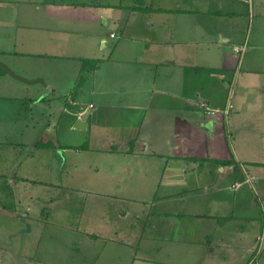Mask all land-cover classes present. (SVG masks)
Here are the masks:
<instances>
[{
	"label": "crops",
	"instance_id": "obj_1",
	"mask_svg": "<svg viewBox=\"0 0 264 264\" xmlns=\"http://www.w3.org/2000/svg\"><path fill=\"white\" fill-rule=\"evenodd\" d=\"M139 2L0 0V62L28 79L0 66V125L7 124L8 103L23 101L22 115L27 107L31 113L24 118L27 130L40 125L42 130L19 143L27 153L44 148L59 156L63 162L57 169L81 203L79 215L66 210L54 217L60 206H50L51 237L54 228L69 234L72 264L76 258L77 264H264L256 217L243 225L246 217L234 213L244 209L235 205L242 200V185L264 180V0ZM242 2L247 12L241 11ZM135 12L145 13L153 30L158 19L167 27L155 42L160 47L148 50L146 62L138 57L134 71L125 69L132 63L127 51L112 56L119 44L107 57L100 50L106 37H117L114 31L106 35L104 26L123 30ZM234 47L243 51L235 53ZM91 59L98 60L95 69L86 67ZM63 61L78 68L74 75L70 71L67 88L60 75L69 72L58 69ZM108 64L116 78L123 75L120 81L128 82L119 93L101 94L118 109L113 117L107 104L91 110V102H82L83 84L76 86L81 78L94 81ZM192 70L190 81L196 76L199 82L189 89L186 75ZM90 94H95L93 86ZM61 129L66 131L63 143ZM75 131L93 137L77 141ZM38 134L41 143H50L33 146ZM219 159L231 162L221 165L215 162ZM0 176L5 181L0 198L7 201L10 167ZM13 178L14 185L27 180L14 172ZM232 189L237 195H230ZM29 206L22 218L30 228L22 236L34 226L27 219ZM260 212L263 220L264 206ZM258 240L262 246L252 254ZM26 264L50 263L32 256Z\"/></svg>",
	"mask_w": 264,
	"mask_h": 264
},
{
	"label": "rangeland",
	"instance_id": "obj_2",
	"mask_svg": "<svg viewBox=\"0 0 264 264\" xmlns=\"http://www.w3.org/2000/svg\"><path fill=\"white\" fill-rule=\"evenodd\" d=\"M137 1L139 5H142L139 2V0ZM233 6L235 5L233 4ZM246 6H247L246 3L242 2L241 11L247 12ZM145 19H149L145 15V13L135 12L134 17H131L128 20L126 27L123 30L120 29V27L115 26L113 24L104 26V31L106 35H108L110 31H114V33L117 34V37L115 38L106 37L107 45L105 48L100 50L103 52V55L107 57L109 54H111V51L115 47V45L119 44V47L114 50L112 56L118 58L119 57L118 54L120 52L119 50L123 51L124 49L125 51H127L128 58L130 59V61H132V63L129 64V66L128 65L125 66L126 70L127 67H130L131 70L135 71L136 68L135 61L138 59V57L140 58L141 62L148 61L149 55L151 54L150 53L151 51L148 50H154L160 47V44L155 42L162 40L163 38L162 33L164 28L167 27V24L165 25V21L159 22L158 19L157 22H155V26L153 30V28H150L148 25H146ZM150 41H154V43H151ZM152 59H156V57ZM91 60L88 61L90 62V64H87L86 66L87 69H90L92 67L93 63H91ZM63 62L64 63H61L62 65L58 69L61 72L65 70L69 72V74L67 75H65V72L60 75L61 79L65 77L64 78L65 81H63V84L64 82H66L64 84V87L67 88L68 81H70V71L73 70L71 75L72 74L74 75L75 70H77L78 68L75 67L72 63L69 64V61L67 62L63 61ZM86 67H81V68L85 69ZM113 70H114L113 66L109 64L104 65L102 70H100L101 72L98 73V76H96V79L94 81L91 82L88 79L85 80L84 78L83 79L81 78L78 79L76 84L77 87L78 85L80 86L83 84L82 88L83 89L85 88L84 91L85 94L82 97V102H84L85 104L91 102L94 105V108H92L91 110L95 109V111L96 108L100 106L101 103L107 104L108 106L107 109L109 108L107 112L109 113L110 117H113V115L115 116V113L118 109L110 108L111 104H114V102H111L112 100L104 99V97H102L101 94L107 93L112 90L119 93V90L125 87L124 86L125 84L128 85V82H125L124 84L120 81V78L123 75H119L120 77L118 76V78H116L115 76H117L118 74L117 75L113 74ZM193 71L195 70L188 72L186 75L187 78L186 86H188L189 89L192 86L195 87V85H197L199 82L198 77L196 76H193L194 80L192 79L190 81L191 74L192 75L194 74L192 73ZM202 72L203 71L200 70L198 74L201 75V80L206 79V84L208 86L209 79L207 75H205L204 72L203 73ZM19 77L25 81H28V79L22 76ZM61 79L58 81H61ZM150 85L148 86L145 84L144 86L145 87L148 86L147 88H149ZM92 86L95 91L94 95L90 94V90ZM222 86L221 84H219L218 89L224 91ZM207 91L213 92L214 89L209 88L207 89ZM18 102L19 100L13 103L10 101L8 103L9 115L7 117L8 120H6L7 124L0 125V173L5 175L8 167H10V172H12V177H9V182H10L8 188L9 197L7 201L0 198V200L4 201L3 203L0 202V264H26L27 259L31 258L32 256H35V258L39 257L41 259L42 257L47 258L50 264H53L54 261H57V263L59 264H72L70 257L68 258L69 250H70V246L68 245L69 234L64 233V231L61 230L63 228H60V230L54 228L56 234H54V237H51L52 226L49 225L50 219L48 218V211L50 209V206L53 207L60 206V211L58 208L54 210L55 211L53 215L54 217L55 214H57L58 212H64L66 210H68V213L70 214L73 213L72 211H74V215L77 214L79 215L78 209L80 208L81 203L80 201H75V196L70 194L71 188H68L69 187L68 185H72V184H70V181L67 180V178H65V176L62 174V171L59 172L57 169V166H60L61 168L62 166L61 163L63 162V160L60 161L61 158L59 156L51 154L53 153L51 152V150L38 148L44 146H36V142L42 141L39 134L37 136L38 138L35 140L33 144V146H36L38 149H34L32 153H27L28 148L23 149V145L19 143V142H23L25 139H28L29 137H33V135H35L36 133H40V131L42 130L41 129L42 125H40V129L38 126H36L35 129L30 128L27 130L26 128L27 122L26 123L24 122V118L27 117L28 119H30L31 113L28 111L29 108L27 107L25 109L24 115H22L24 104L23 101H20V103ZM0 104L2 103L0 102ZM203 104L200 103L199 105L201 107H205V104L204 105ZM20 109L22 111L21 114L15 115L17 111L18 112L20 111ZM134 117L135 119L133 120V122L136 119H138L139 116H137L136 114V116H132V118ZM16 118H17V122H15ZM36 119L39 118L36 117ZM102 119L105 120L107 119V117H105V119L104 118ZM37 122H40V120H38ZM58 133L61 143L65 142L66 131L61 129L58 131ZM75 134L77 141H79L80 139L83 141H88L90 138L93 137L92 133H86V131L83 132L75 131ZM96 139L99 140V138ZM96 139H93L94 141H92L94 144H96L95 142ZM43 142L50 143L49 141H43ZM47 145L48 144H46L45 146ZM79 147L80 149H84L82 144L79 145ZM23 155L24 157L22 158L21 162L16 165L17 161ZM51 156H53L54 158H51ZM252 159H254V157ZM210 167L213 168V165H211ZM219 168H221V166ZM13 172L18 176L26 177L27 180H25L24 183L23 181H19L17 185H14L12 181H15L16 178H13ZM52 173H55V178L51 180ZM0 182H5V181L4 179H0ZM76 182H81V180L79 179L75 180V182L73 183ZM51 183H58L59 186L52 185ZM260 184L262 185L261 186L262 188L260 187ZM235 190L236 189L230 190L229 191L230 195L234 194L236 192ZM239 191H241L242 193L241 195L242 200L236 201L235 205L243 206L244 209L242 210L241 215L237 210L234 213L239 216L246 217V218H242L239 224L245 225L247 224V222H245L247 218L252 220L255 219L256 217L257 223L255 224L254 222L252 223L255 225L254 230L257 231L259 235L262 233L264 237V217L262 220L261 217L263 216V214L262 212H260L262 206H264V180L263 181L253 180L250 183H245L242 185ZM23 192L28 193L27 198L23 196ZM235 195H237V193H235ZM10 198L12 199L10 200ZM26 204H30L29 206L30 212L29 215L27 216L28 217L27 219L29 222H32L34 226L31 228L30 232L22 236L20 234V231L24 224L21 218L25 214ZM65 213L63 217L66 216ZM71 219H72L71 217H66L68 223H70L69 220ZM71 221L73 222V219ZM61 222L64 224L63 220H61ZM261 222H263V224ZM81 230L82 228L79 227L78 231ZM227 230L228 229H226V231ZM260 242L261 241L259 240L254 242L252 254L258 250V248L260 247L259 245ZM262 243L263 241L261 242V246ZM78 246L80 247V245ZM262 249L263 250L261 252H263L262 257L264 260V244ZM54 253L56 254L54 255ZM74 256L79 257L80 255L74 254ZM79 262L80 259L76 258V262L74 264H77Z\"/></svg>",
	"mask_w": 264,
	"mask_h": 264
},
{
	"label": "water",
	"instance_id": "obj_3",
	"mask_svg": "<svg viewBox=\"0 0 264 264\" xmlns=\"http://www.w3.org/2000/svg\"><path fill=\"white\" fill-rule=\"evenodd\" d=\"M0 66H2L7 72H9L12 76L16 77V78H19L21 80H23L22 78H20L19 76L15 75L6 65L2 64L0 62ZM25 81V80H24ZM76 126H78V124H76ZM25 215V214H24ZM23 215V216H24ZM22 222L24 224V228L20 231L21 233H23L25 230L28 231L30 226H29V223H26V220L24 218H22Z\"/></svg>",
	"mask_w": 264,
	"mask_h": 264
},
{
	"label": "trees",
	"instance_id": "obj_4",
	"mask_svg": "<svg viewBox=\"0 0 264 264\" xmlns=\"http://www.w3.org/2000/svg\"><path fill=\"white\" fill-rule=\"evenodd\" d=\"M97 62H98V60H94V59H92L91 60V63H93L92 64V67L90 68V69H95L96 68V65H97ZM84 67H85V65H84ZM47 143L45 142V143H41V142H36V145L37 146H45ZM215 162L216 163H218V164H221V165H225V164H228V163H230L231 162V160H215Z\"/></svg>",
	"mask_w": 264,
	"mask_h": 264
},
{
	"label": "built area",
	"instance_id": "obj_5",
	"mask_svg": "<svg viewBox=\"0 0 264 264\" xmlns=\"http://www.w3.org/2000/svg\"><path fill=\"white\" fill-rule=\"evenodd\" d=\"M111 37H114L115 34L114 33H111L110 34ZM233 50L235 51V53H241L243 51V48L242 47H234ZM203 104V103H202ZM204 105V104H203ZM230 107V105H229ZM205 109L208 111V112H213L212 109L208 108L207 106H205Z\"/></svg>",
	"mask_w": 264,
	"mask_h": 264
}]
</instances>
